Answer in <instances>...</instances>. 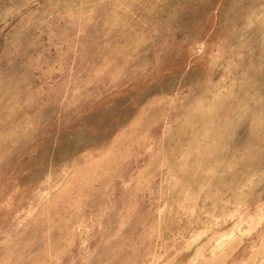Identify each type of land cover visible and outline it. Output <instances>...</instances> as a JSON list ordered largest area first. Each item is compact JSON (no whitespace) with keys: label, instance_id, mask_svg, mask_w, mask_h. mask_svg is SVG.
<instances>
[{"label":"rangeland","instance_id":"rangeland-1","mask_svg":"<svg viewBox=\"0 0 264 264\" xmlns=\"http://www.w3.org/2000/svg\"><path fill=\"white\" fill-rule=\"evenodd\" d=\"M0 264H264V0H0Z\"/></svg>","mask_w":264,"mask_h":264}]
</instances>
